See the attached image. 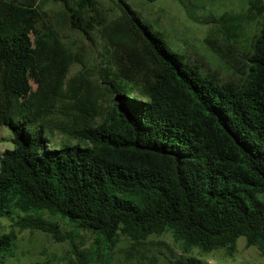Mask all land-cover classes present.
I'll use <instances>...</instances> for the list:
<instances>
[{"label":"trees","instance_id":"1","mask_svg":"<svg viewBox=\"0 0 264 264\" xmlns=\"http://www.w3.org/2000/svg\"><path fill=\"white\" fill-rule=\"evenodd\" d=\"M49 1L0 0V125L15 145L0 158V218L61 242L90 231L106 249L121 235L137 244L171 232L184 249L171 264H211L190 250L232 255L240 237L264 254V24L239 80L225 79L174 51L127 0H112L117 11L53 0L62 22L102 41L91 70ZM207 1L182 4L198 20ZM251 1L252 19L264 18ZM217 19L231 39L226 49L208 40L226 58L242 16ZM15 248L14 233H0V264Z\"/></svg>","mask_w":264,"mask_h":264},{"label":"rangeland","instance_id":"2","mask_svg":"<svg viewBox=\"0 0 264 264\" xmlns=\"http://www.w3.org/2000/svg\"><path fill=\"white\" fill-rule=\"evenodd\" d=\"M127 1L155 30L164 34L174 51L187 54L192 60H199L206 71L218 72L225 79L239 80L241 70L245 69L246 53L254 36L264 24V18L252 19L258 8L251 5V0H209L204 7L200 4L201 6L196 8L198 20L189 18L182 4L184 0ZM46 4L52 19L60 23L64 40L77 49L87 62V67L92 70L100 60L102 41L99 39L94 45L82 33L62 22L63 8L59 2L51 0ZM102 4L108 10L117 11L112 0H102ZM261 5L264 6V0L258 4L259 7ZM228 12L242 16V29L239 41H233L231 45V56L227 54L226 58H223V55L214 51L209 40L212 39L216 45L227 48L224 44L228 43L230 34L223 33L222 23L215 19ZM222 53L225 55L227 52ZM80 69V64L73 65L71 74ZM9 133L11 132L7 126L0 125V144L12 143V135L9 136ZM62 134L58 131L53 140L58 142ZM4 151H0V158ZM44 216L50 218L48 213ZM15 217L16 220L19 219V215ZM52 219L60 224L63 231L73 232V226L66 221L59 217ZM3 232H12L16 237V248L12 255L5 258L4 264H25L31 261H50L52 264H171L166 256L181 255L184 250L183 244L177 241L171 232L152 235L137 244L127 236L121 235L112 249L99 245L96 235L90 231H81L72 242H61L42 230L21 228L10 217L0 218V233ZM190 254L211 264H264V254L258 247L248 246L246 237L238 239L237 248L232 255L224 248L204 251L199 247H193Z\"/></svg>","mask_w":264,"mask_h":264},{"label":"clouds","instance_id":"3","mask_svg":"<svg viewBox=\"0 0 264 264\" xmlns=\"http://www.w3.org/2000/svg\"><path fill=\"white\" fill-rule=\"evenodd\" d=\"M9 136H11V133H9ZM15 147V145L11 142H6V143H3V144H0V151H3V150H11Z\"/></svg>","mask_w":264,"mask_h":264}]
</instances>
